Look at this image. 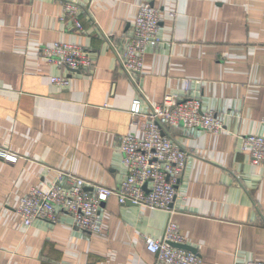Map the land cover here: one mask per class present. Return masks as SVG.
Masks as SVG:
<instances>
[{
  "label": "crops",
  "instance_id": "crops-1",
  "mask_svg": "<svg viewBox=\"0 0 264 264\" xmlns=\"http://www.w3.org/2000/svg\"><path fill=\"white\" fill-rule=\"evenodd\" d=\"M78 5L77 32L60 21ZM159 12L161 43L148 47L138 86L118 63L138 7ZM105 37H110V45ZM81 46L91 71L47 63L42 48ZM70 78L58 89L50 77ZM190 97L223 123L218 135L177 127L168 135L186 153L169 211L115 197L100 209L99 234L81 232L70 215L28 228L16 214L29 189L46 190L57 172L114 189L125 177L119 138L132 100L147 113L165 95ZM264 0H0V264H157L144 238L160 239L168 221L201 264L264 261V163L239 151V138L264 135ZM90 191V187H86Z\"/></svg>",
  "mask_w": 264,
  "mask_h": 264
},
{
  "label": "built area",
  "instance_id": "built-area-1",
  "mask_svg": "<svg viewBox=\"0 0 264 264\" xmlns=\"http://www.w3.org/2000/svg\"><path fill=\"white\" fill-rule=\"evenodd\" d=\"M78 9L75 3H64L60 21L70 20L77 32H81ZM158 28V10L144 2L138 7L131 34L121 39L118 63L136 87L143 71L146 49L156 48L161 43ZM105 38L112 45L111 38ZM40 52L47 63L69 71H91L95 62L94 57L81 46L68 43L57 42ZM49 80L53 87L61 90L70 86V78L65 75L51 76ZM183 89L182 97L165 95L162 102L153 103L147 113L141 110L142 97L132 100L128 111L129 127L141 131L142 137L128 134L119 138L118 150L125 177L116 188L88 184L71 173L57 172L46 190L31 188L21 197L16 214L22 225L28 228L35 221L55 223L58 215L64 213L72 217L74 227L79 231L99 234L102 230L100 209L111 197H115L119 205L169 211L186 163V153L172 142L169 130L182 127L211 135H218L223 130L221 119L212 111L202 112L200 101L189 96V79L184 81ZM239 140L241 153L250 156L255 165L264 163V135H246ZM0 156L5 161L16 160L15 156L7 153L0 152ZM86 187L91 190H86ZM144 243L146 250L156 256L157 264H201L197 255L170 245L184 243L179 228L171 221L166 224L162 238L145 237ZM234 264H264V261H235Z\"/></svg>",
  "mask_w": 264,
  "mask_h": 264
},
{
  "label": "water",
  "instance_id": "water-1",
  "mask_svg": "<svg viewBox=\"0 0 264 264\" xmlns=\"http://www.w3.org/2000/svg\"><path fill=\"white\" fill-rule=\"evenodd\" d=\"M162 135H164V133H162ZM171 246H174V247H178V248H181L183 250H185L186 247H184L183 245H176V244H170Z\"/></svg>",
  "mask_w": 264,
  "mask_h": 264
}]
</instances>
